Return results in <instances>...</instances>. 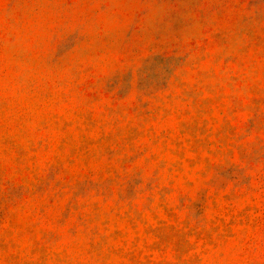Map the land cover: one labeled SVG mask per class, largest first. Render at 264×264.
I'll use <instances>...</instances> for the list:
<instances>
[{
  "label": "rangeland",
  "instance_id": "obj_1",
  "mask_svg": "<svg viewBox=\"0 0 264 264\" xmlns=\"http://www.w3.org/2000/svg\"><path fill=\"white\" fill-rule=\"evenodd\" d=\"M0 264H264V0H0Z\"/></svg>",
  "mask_w": 264,
  "mask_h": 264
}]
</instances>
